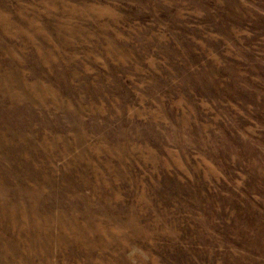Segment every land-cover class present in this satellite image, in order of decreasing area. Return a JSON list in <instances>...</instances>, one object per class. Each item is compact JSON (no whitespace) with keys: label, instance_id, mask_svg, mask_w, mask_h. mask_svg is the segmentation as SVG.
Wrapping results in <instances>:
<instances>
[{"label":"rangeland","instance_id":"rangeland-1","mask_svg":"<svg viewBox=\"0 0 264 264\" xmlns=\"http://www.w3.org/2000/svg\"><path fill=\"white\" fill-rule=\"evenodd\" d=\"M0 264H264V0H0Z\"/></svg>","mask_w":264,"mask_h":264}]
</instances>
